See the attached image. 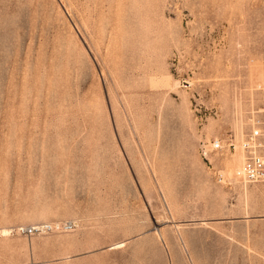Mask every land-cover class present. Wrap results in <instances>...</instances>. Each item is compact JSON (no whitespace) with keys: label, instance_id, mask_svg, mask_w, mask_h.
Here are the masks:
<instances>
[{"label":"rangeland","instance_id":"1","mask_svg":"<svg viewBox=\"0 0 264 264\" xmlns=\"http://www.w3.org/2000/svg\"><path fill=\"white\" fill-rule=\"evenodd\" d=\"M253 130L264 0H0V264H264Z\"/></svg>","mask_w":264,"mask_h":264},{"label":"built area","instance_id":"2","mask_svg":"<svg viewBox=\"0 0 264 264\" xmlns=\"http://www.w3.org/2000/svg\"><path fill=\"white\" fill-rule=\"evenodd\" d=\"M264 135L260 130H253L247 136V140L243 144L246 156L244 158L241 170L238 176L245 182V184L264 183V155L261 154L260 149L264 146ZM223 149L222 142L216 140L213 144V150ZM207 154V150L203 151ZM35 228H30L29 233L35 232Z\"/></svg>","mask_w":264,"mask_h":264},{"label":"bare ground","instance_id":"3","mask_svg":"<svg viewBox=\"0 0 264 264\" xmlns=\"http://www.w3.org/2000/svg\"><path fill=\"white\" fill-rule=\"evenodd\" d=\"M240 157H241L240 155L237 156V158H238V159L236 160V165H237V166L240 164ZM235 159H236V157H235ZM234 161H235V160H234ZM234 166H235V165H234ZM239 166H240V165H239ZM231 167H232V166H231ZM230 169H231V168H230ZM234 171H235V170H234ZM2 232H3V231H2ZM4 232H5V231H4ZM7 233H8V232H5V234H7ZM3 236H4V235H3ZM119 246H120V245H119ZM116 248H117V247H116Z\"/></svg>","mask_w":264,"mask_h":264}]
</instances>
